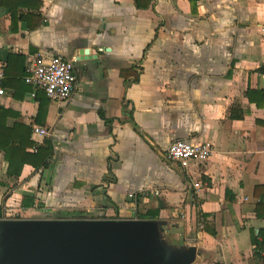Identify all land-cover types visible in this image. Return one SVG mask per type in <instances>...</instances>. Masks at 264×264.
<instances>
[{
    "label": "crops",
    "instance_id": "1",
    "mask_svg": "<svg viewBox=\"0 0 264 264\" xmlns=\"http://www.w3.org/2000/svg\"><path fill=\"white\" fill-rule=\"evenodd\" d=\"M33 54L76 58L67 100L24 82ZM0 68V213L157 212L193 264H264V0H0ZM175 140L214 153L181 169Z\"/></svg>",
    "mask_w": 264,
    "mask_h": 264
},
{
    "label": "water",
    "instance_id": "2",
    "mask_svg": "<svg viewBox=\"0 0 264 264\" xmlns=\"http://www.w3.org/2000/svg\"><path fill=\"white\" fill-rule=\"evenodd\" d=\"M147 219L0 220V264H193Z\"/></svg>",
    "mask_w": 264,
    "mask_h": 264
},
{
    "label": "built area",
    "instance_id": "3",
    "mask_svg": "<svg viewBox=\"0 0 264 264\" xmlns=\"http://www.w3.org/2000/svg\"><path fill=\"white\" fill-rule=\"evenodd\" d=\"M76 58L66 59L61 56H53L43 60L39 54L28 55L24 68V82L40 90L51 101L62 102L67 100L75 90L76 76L74 64ZM4 73L0 68V96L3 95L2 81ZM32 97L34 94L31 95ZM33 134L45 137L48 131L45 128L34 126ZM213 144L209 141L190 143L175 140L167 148V160L177 164L181 169H186L192 162L203 163L212 157ZM203 184L200 181L193 182L192 188L199 190ZM22 212L11 207H4L0 213V220L21 219Z\"/></svg>",
    "mask_w": 264,
    "mask_h": 264
},
{
    "label": "trees",
    "instance_id": "4",
    "mask_svg": "<svg viewBox=\"0 0 264 264\" xmlns=\"http://www.w3.org/2000/svg\"><path fill=\"white\" fill-rule=\"evenodd\" d=\"M37 151V150H36ZM35 151V152H36ZM48 155V151H46V154H45V156H47ZM41 164H43V161L41 162ZM45 164H43V166H44ZM32 198L30 197V196H27V195H24L23 196V201H22V206L23 207H29L30 205H31V203H32ZM157 217V212H146V214L145 215H138L137 216V219H147V220H153V219H155ZM81 218V217H80ZM57 219H63V218H57ZM260 236H261V239H262V242H256V245H259V248L260 249H262V248H264V233L263 232H261L260 234H259Z\"/></svg>",
    "mask_w": 264,
    "mask_h": 264
},
{
    "label": "rangeland",
    "instance_id": "5",
    "mask_svg": "<svg viewBox=\"0 0 264 264\" xmlns=\"http://www.w3.org/2000/svg\"><path fill=\"white\" fill-rule=\"evenodd\" d=\"M23 217H24V213H23Z\"/></svg>",
    "mask_w": 264,
    "mask_h": 264
}]
</instances>
